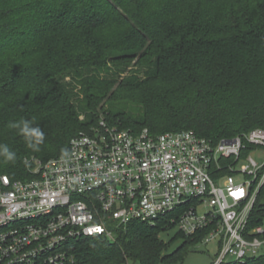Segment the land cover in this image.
Returning a JSON list of instances; mask_svg holds the SVG:
<instances>
[{"label": "trees", "instance_id": "16d2710c", "mask_svg": "<svg viewBox=\"0 0 264 264\" xmlns=\"http://www.w3.org/2000/svg\"><path fill=\"white\" fill-rule=\"evenodd\" d=\"M20 117L45 132L40 152L6 127ZM101 120L213 143L264 128V0H0V142L17 153L0 176L31 178L34 161L60 156ZM258 226L264 185L248 222ZM171 228L131 221L114 242L81 239L72 264L164 261L160 234ZM203 235L178 231L184 246ZM227 264H264V255Z\"/></svg>", "mask_w": 264, "mask_h": 264}, {"label": "built area", "instance_id": "2783aa9c", "mask_svg": "<svg viewBox=\"0 0 264 264\" xmlns=\"http://www.w3.org/2000/svg\"><path fill=\"white\" fill-rule=\"evenodd\" d=\"M32 177L0 176V264H72L87 237L115 241L131 221L166 220L216 244L212 264L264 255L248 229L264 185V128L216 143L189 130L153 134L100 121L68 156L34 161Z\"/></svg>", "mask_w": 264, "mask_h": 264}, {"label": "rangeland", "instance_id": "374dc122", "mask_svg": "<svg viewBox=\"0 0 264 264\" xmlns=\"http://www.w3.org/2000/svg\"><path fill=\"white\" fill-rule=\"evenodd\" d=\"M137 70V67H134L132 64V66L126 69V72H136ZM135 74L140 80L144 79L142 71L139 74ZM122 76H125V74L123 73ZM65 81L70 82L71 78L67 76ZM159 85L160 83H157V87H159ZM79 119L80 121H84V116L81 115ZM160 239L166 245L165 250L162 252V257H165V260L156 262L154 264H212L219 250L218 246L213 243L203 244L199 242L193 245L184 246V238L178 236L177 228H171L162 232L160 234ZM125 264L141 263L135 262L133 260H127Z\"/></svg>", "mask_w": 264, "mask_h": 264}, {"label": "clouds", "instance_id": "9594fccd", "mask_svg": "<svg viewBox=\"0 0 264 264\" xmlns=\"http://www.w3.org/2000/svg\"><path fill=\"white\" fill-rule=\"evenodd\" d=\"M6 127L10 131H15L25 144L26 149L33 153L41 151V145L45 143V132L35 124L33 119L20 117L18 120H10ZM61 156L67 157L68 150L62 148ZM17 161V153L7 143L0 142V165L15 164Z\"/></svg>", "mask_w": 264, "mask_h": 264}]
</instances>
